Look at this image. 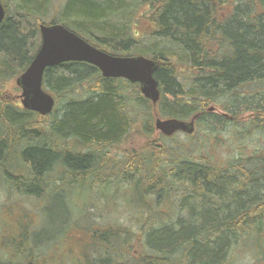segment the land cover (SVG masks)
I'll list each match as a JSON object with an SVG mask.
<instances>
[{"label":"trees","instance_id":"trees-1","mask_svg":"<svg viewBox=\"0 0 264 264\" xmlns=\"http://www.w3.org/2000/svg\"><path fill=\"white\" fill-rule=\"evenodd\" d=\"M2 1L0 184L22 218L15 237L0 219V264H239L247 250L264 264V0H69L59 23L109 54L160 63L161 99L69 63L45 74L56 106L44 117L6 90L34 60L52 0ZM195 116L206 140L157 137L158 118ZM223 134L231 154L211 153L206 141ZM96 201L137 222L93 223Z\"/></svg>","mask_w":264,"mask_h":264},{"label":"water","instance_id":"water-1","mask_svg":"<svg viewBox=\"0 0 264 264\" xmlns=\"http://www.w3.org/2000/svg\"><path fill=\"white\" fill-rule=\"evenodd\" d=\"M6 18V11L0 0V25ZM41 46L26 72L17 79L22 90L23 107L41 116L50 115L56 105L52 95L43 89L45 72L66 63H86L96 67L105 79H125L138 84L144 98L156 105L161 99L160 84L156 79L160 63L143 56L118 57L105 53L63 25H41ZM210 108L209 112H214ZM228 117L227 115H225ZM195 116L191 121L178 119H157L156 130L166 137L177 133L193 135L196 131Z\"/></svg>","mask_w":264,"mask_h":264},{"label":"rangeland","instance_id":"rangeland-1","mask_svg":"<svg viewBox=\"0 0 264 264\" xmlns=\"http://www.w3.org/2000/svg\"><path fill=\"white\" fill-rule=\"evenodd\" d=\"M68 1L69 0H52V2L50 4V10L48 13L49 14L48 15L49 20H47V21L49 22L51 20H57L59 22V20L61 19L60 13L65 8ZM10 8L12 9V11L15 10V7L13 4H10ZM16 88H17L16 82H12L10 84L9 88L6 90L8 95H11L13 99L17 95L20 96V94H21L20 91L16 90ZM215 108H217V107H215ZM216 112L219 113L220 115H223L222 114L223 112L218 108H217ZM249 115L250 114H247L246 117H249ZM246 117L242 118L241 122L246 120ZM200 131H201V129H199L196 126V132L195 133H199V135H200L199 137L204 140L205 138L203 137V133H201ZM227 133L230 134V132H227ZM158 136H159V132L157 133V137ZM178 137H179V139H181L183 141L186 139V137L184 135H182V136L179 135ZM220 137H221V140L224 142V144L219 142L220 143V146H219V145H217V142L213 141L214 138H210L209 140L206 141V142H208L207 144L210 143L208 145L209 146L208 150L212 153L213 152V146L215 145V146L220 147V148H217L220 152V155H223V154L230 155L231 152L228 149L229 142L231 141L230 136L227 134H223ZM251 138H253V137H251ZM224 139H225V141H224ZM249 140L252 141V139H249ZM252 143L253 144L255 143L254 139H253ZM17 162H19V159H17L16 157L15 158L12 157L9 159L7 165L12 168V166L17 165ZM9 189L10 188L6 184H4L3 182L0 184V202H1L0 219H2V225L4 223L5 224L10 223L9 225H7V228L4 231L5 237H15L19 233V230H18L19 228H18V226H16L17 221H18L17 219H20V217L22 215L19 213L15 214L14 212L11 213V212L6 211V209L8 207L13 205L14 202L17 201V200H15V199H17L15 192H12ZM100 206H101V203L96 201V207H98V208H96V210H91L92 212L90 214H91V218L93 220V223H96L98 225H105L111 221L115 225H121V226H124V227L126 226V227L130 228L137 222V219L135 217V211L131 210L129 208H125V206L123 204L121 205L120 208L118 207V205H116L119 209L117 207H116V209H109L108 205H104L102 207H100ZM30 208L31 207H29V200H28V202L25 203L24 209L29 211ZM36 217H37V215H35L34 217H31V220L34 224L37 222ZM52 230H54V229H52ZM58 253H60L61 256L63 255L67 260H71L73 263H76L77 260H80V255H78V247H75L71 251H68V249L64 246L58 251ZM238 258H239V260H237V262L239 264H253V262H254L253 257H252L249 250H247L246 252H242V251L239 252ZM48 260H55V259L50 257Z\"/></svg>","mask_w":264,"mask_h":264}]
</instances>
